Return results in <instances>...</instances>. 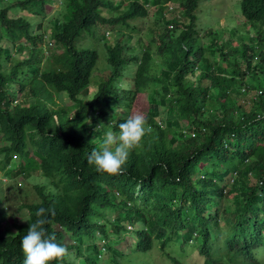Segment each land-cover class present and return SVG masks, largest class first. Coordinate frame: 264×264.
I'll return each instance as SVG.
<instances>
[{
  "label": "trees",
  "instance_id": "1",
  "mask_svg": "<svg viewBox=\"0 0 264 264\" xmlns=\"http://www.w3.org/2000/svg\"><path fill=\"white\" fill-rule=\"evenodd\" d=\"M53 1L60 8L45 29L44 7ZM167 1L178 3L179 16H163ZM149 3L174 30L146 28L148 44L118 35L122 27L140 30L135 21L148 16ZM196 7L197 0H0V172L43 178L7 234L0 192V264H23L21 241L39 208L49 210L47 234L70 253L50 264H100L104 256L109 264H133L138 259H123L153 251L168 264H187L192 257L183 262L174 253L187 244L198 251L194 264H259L264 0H240L242 19L225 39L213 27L201 31ZM11 9L41 20L34 25L10 16ZM93 29L108 64L96 81L97 44H75ZM45 31L47 55L40 47ZM61 93L68 103L58 100ZM142 97L152 131L130 151L122 174L97 171L88 156L136 113ZM128 237L124 254L119 245Z\"/></svg>",
  "mask_w": 264,
  "mask_h": 264
},
{
  "label": "rangeland",
  "instance_id": "2",
  "mask_svg": "<svg viewBox=\"0 0 264 264\" xmlns=\"http://www.w3.org/2000/svg\"><path fill=\"white\" fill-rule=\"evenodd\" d=\"M58 7L60 8L59 2L57 1H53L51 4L46 5L44 7L45 15L46 14L47 15L42 18L43 28L48 29L51 26L52 19L56 15L57 13L56 10ZM148 9H149V14L146 18L135 21L136 22L135 24H137V26L140 28L139 31L130 30L126 27H122L121 28L122 30L119 29L118 33L116 29V33L118 35H120L122 32L134 34L136 37H140L142 39L143 44H148L149 35H148L147 29H149V27H152L153 29L157 27L159 28L162 27V25L157 24L156 6H152L149 3ZM12 10L13 9L8 11L10 16L15 15V14L16 15L22 14L23 16L28 17V15H26L24 11H20L19 9H17L18 11L16 13H13ZM196 13L198 15V24L200 25L202 24L204 26V27H201L202 28L201 31L207 29L208 27H213L214 32L223 34L222 36L223 39L232 35V30H233L232 25L236 24L237 22L239 23L241 21L240 19H242V17L240 16L241 15L240 0H199ZM28 18L32 20V23L34 25L38 21L41 20V16L31 15ZM94 31L95 29H93V33L85 32L87 36L82 37L81 35L75 40V44L78 48L90 47L92 46V44L96 46L97 44V47H98L97 49L99 51L100 56L97 62L96 70H94L96 72V75H95V81H96L98 80V77L100 75H103L102 73L108 69V64L106 62L105 49L102 47V41L100 40V37L98 36L99 35L98 31L97 30L95 32ZM239 32L242 33L243 28L240 27ZM45 33L48 35V38L47 39L44 38V40L41 41L40 47L43 48V51L47 55L50 52L48 47L50 44L49 41H51V39L49 38L50 32L45 31ZM106 35L108 39H113V35L108 29L106 30ZM204 40L206 41V39ZM137 48L139 50L141 49L140 47H137ZM24 55L25 54L15 53V57L23 58ZM219 58L220 57H217V59ZM43 61L44 60H42V62ZM90 91H91V94H93V92L95 91L94 85L91 86ZM58 100L63 104L68 103L66 95L62 93L58 95ZM145 104H146L145 98L142 97V99H140L137 102V104L134 106L133 112H139L143 114V112L146 111ZM160 117L162 118V116ZM0 179H1L0 192H1V195L4 196V198H2L3 200L2 202H4L6 206V210L8 212L7 222L4 223L5 224L4 232L7 234L9 232L15 231V228L13 226L14 222L19 223L20 218L25 217L26 210L20 207V203L24 202L25 200L27 201L31 200V198L34 196V192L32 191V185L34 183L43 181V178L40 176H34L28 179H19V178L10 179V178H5L3 173L0 172ZM21 189L24 192H28V194H23V193L19 194L18 192ZM231 204H232L231 201L222 200L221 202V205L223 206H227ZM211 209L213 210V207ZM222 224H223V221H220V225ZM128 246H130L129 237L127 238V243L125 244L124 248H122V246L119 245V247L123 251H125L128 248ZM157 249H162V248L160 247V245H158ZM129 252H130V249L129 250L127 249L124 254L129 253ZM150 253H147V254L134 253L130 255L129 258L125 257L123 261L129 262V259H138L136 261H131V262H134L133 264H168V260L165 258H162L158 255L152 257V254L154 253V251L152 254ZM174 253H175V256H177L178 258L181 257V260L183 262L189 256L192 257L191 260L187 264H194L193 263L194 261L200 260L197 257L198 251L197 249L194 250L193 244L185 245V249L183 248V250L176 249ZM255 255H256V258L260 261L259 264H264V246L256 249ZM144 259H145V262L140 263V261ZM104 260L102 259L100 264H109L110 261L108 257L104 256Z\"/></svg>",
  "mask_w": 264,
  "mask_h": 264
},
{
  "label": "clouds",
  "instance_id": "3",
  "mask_svg": "<svg viewBox=\"0 0 264 264\" xmlns=\"http://www.w3.org/2000/svg\"><path fill=\"white\" fill-rule=\"evenodd\" d=\"M197 0V7H198ZM168 9L164 12V17L169 18L173 14L180 15L179 5L173 1L163 3ZM156 6V5H152ZM195 9V12L197 10ZM157 10V7H156ZM157 23L166 30H174L172 24L165 25L162 19L158 18ZM165 21V20H164ZM92 100V99H85ZM152 131L147 124L146 117L139 112L130 115L124 122L119 124V131H107L99 150H93L88 156V163L94 165L99 172L110 175L122 174L124 165L128 159L130 151L139 147L143 137ZM46 210L39 208L35 215V222H30L27 234L22 238L21 248L24 254L23 264H50L52 261L63 260L70 253L66 246L56 242L55 236H49L46 232L45 218ZM54 215V211L52 213Z\"/></svg>",
  "mask_w": 264,
  "mask_h": 264
}]
</instances>
